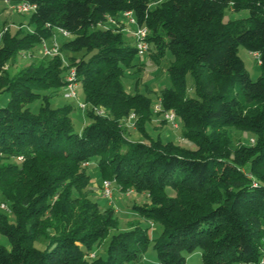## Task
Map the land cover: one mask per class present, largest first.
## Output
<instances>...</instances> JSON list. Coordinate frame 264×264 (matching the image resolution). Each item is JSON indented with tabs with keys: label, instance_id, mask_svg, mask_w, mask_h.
<instances>
[{
	"label": "trees",
	"instance_id": "1",
	"mask_svg": "<svg viewBox=\"0 0 264 264\" xmlns=\"http://www.w3.org/2000/svg\"><path fill=\"white\" fill-rule=\"evenodd\" d=\"M11 1L36 7L33 30L8 27L0 40V94L9 93L0 107V198L11 208L0 211V234L10 243H0V264H144L151 245L159 264H187L197 252L203 264H262L264 0ZM230 7L247 14L225 21ZM125 11L148 28L147 53L170 60L172 87L161 90L159 112L148 94L124 87L126 70L141 72L143 63H136L134 36L127 40L105 23L122 22ZM56 28L71 34L60 39L62 54L41 55V39ZM240 46L259 53L258 79L250 77ZM27 53L36 58L10 76L7 65ZM71 67L89 105L90 123L79 131L73 104L50 106V98L63 95ZM35 100L37 112L30 108ZM167 110L189 145L147 134L153 118L167 124ZM132 112L148 140L127 139L124 123ZM234 129L250 134L248 140L236 145ZM92 164L122 190L148 195V205L133 209L162 225L158 236L137 223L114 233L104 254L91 256L118 229L116 210L93 199ZM39 240L44 248L35 245Z\"/></svg>",
	"mask_w": 264,
	"mask_h": 264
},
{
	"label": "rangeland",
	"instance_id": "2",
	"mask_svg": "<svg viewBox=\"0 0 264 264\" xmlns=\"http://www.w3.org/2000/svg\"><path fill=\"white\" fill-rule=\"evenodd\" d=\"M14 1L11 0H0V32L4 29V27H10L12 31H15L16 27H19L20 24L25 26V28L34 29V26L30 24V17L32 11L25 13H17L10 8ZM246 11H238L236 12L233 7L227 8L225 10V21L237 19L240 17L246 16ZM123 18V17H122ZM121 18V19H122ZM115 22H110L108 19V23L105 25H114L120 30L125 32V38L130 40L133 29L132 25H129L126 21H119L113 18ZM17 23V24H16ZM239 56L243 59L246 69L253 80L258 79L262 75V67L258 58L254 55V53L248 51L243 46L239 47ZM36 58V57H35ZM33 58V59H35ZM32 59V60H33ZM28 57L20 56L18 60L7 65V71L10 76H14L22 66L29 64L32 61ZM136 63H143V69L141 72L137 70V67H131L126 70L123 83L124 87L130 93L141 92L148 94L152 98L153 108L160 103V92L163 89L172 87V82L169 79L167 74V69L170 64V60L168 57L163 59L160 62L155 61L148 53L143 56H138ZM137 81L139 84L137 85ZM191 81V79L189 80ZM79 99L84 101V92L82 88H79ZM9 100L8 91H4L0 94V107L7 105ZM73 104L74 109L72 111V119L75 125V129L77 131L81 130L85 125L90 123V119L83 115L80 109H76V104L74 100L67 101L61 94H56L52 98H50V106L54 109H63L67 104ZM41 106L40 100H35L30 104V108L32 111L37 112ZM160 119L153 118L152 123H148L145 126V130L150 138L158 139L161 138L164 141L172 140L178 142V139L182 137V131L180 127L178 129L171 126V124L167 123L165 125L161 124ZM161 124V125H160ZM125 135L129 141H138V140H148L143 133L136 128H128L125 126ZM128 128V129H127ZM235 144H242V141H247L250 134L242 133L234 129L233 132ZM184 145H189L186 141L182 142ZM89 173L92 175L90 186L94 190L93 199L99 203L101 208L103 209H112V207L116 210L117 217V227L118 229H112L110 231L109 236L101 243L97 245L95 251L91 254L94 256L95 254H104L111 236L114 233H117L120 230H127L131 226L136 225L137 223L143 227H151L149 233L151 237L158 236L162 231V225L160 223H154L151 226V221L141 218L133 209L135 205H148L150 203V199L146 193H137L136 191L122 190L116 183H113L114 196L110 201L105 198L102 194L101 187L104 179L102 178L98 167L95 164L89 166ZM0 203H6L0 198ZM0 211L11 214V208L9 210ZM12 217V215H10ZM0 243L5 245L6 247H10L9 240L6 236L0 234ZM35 245L38 248H44L45 242L42 240L36 241ZM145 264H159L157 259V253L151 245L149 249L146 251L144 256ZM188 264H203L202 256L196 253L194 257L188 260ZM264 264V263H263Z\"/></svg>",
	"mask_w": 264,
	"mask_h": 264
},
{
	"label": "built area",
	"instance_id": "3",
	"mask_svg": "<svg viewBox=\"0 0 264 264\" xmlns=\"http://www.w3.org/2000/svg\"><path fill=\"white\" fill-rule=\"evenodd\" d=\"M8 1V0H7ZM166 0H149L150 6L162 3ZM35 5L28 2V1H18V2H13L12 5H10V8L17 12V13H25L29 11H33L35 9ZM122 21H126L129 25L135 26V29L132 31V35L134 36L135 39V44L137 48L138 55L141 57L145 55L150 47V44L148 42V28L145 26H138L137 25V20L134 17L133 13L131 11H125L121 14ZM110 22H115L112 17L108 18ZM104 26V25H103ZM19 28V27H16ZM8 27H4V29L0 32V40L2 37V34L4 31H6ZM59 36L62 38H69L71 34L63 29V28H56V32L53 35L52 38L46 39L43 38L41 39L40 42V50L39 53L43 56H56V55H61V50H60V40ZM254 55L258 58V60L261 63L260 60V55L259 53L255 52ZM29 53L25 54L24 57H29ZM66 62V60H65ZM67 63V62H66ZM65 85L62 88V94L63 97L67 100H74L77 108L82 111L83 114L86 113L88 110V104L85 101H82L79 99V80L77 76V71L75 67H71L67 70L66 75H65ZM160 104H158L155 108V112L161 111ZM96 112L103 114L104 111L102 109H96ZM162 117L164 120L167 121V123L171 124L174 128L178 129L179 123L177 121V116L173 110H167L162 113ZM136 115L134 112H132L129 116L128 119H126L124 125L127 126L128 128H134L135 127V120H136ZM184 140L183 137H180L178 139L179 142H182ZM253 141V139H251ZM114 181L111 180H104L101 191L102 194L105 198L109 199L110 201L113 199L114 196V190L115 188L113 187ZM133 191V190H131ZM0 208L2 210H9V205L6 203H0ZM153 226V223H152ZM262 264L264 263V259L261 262Z\"/></svg>",
	"mask_w": 264,
	"mask_h": 264
},
{
	"label": "crops",
	"instance_id": "4",
	"mask_svg": "<svg viewBox=\"0 0 264 264\" xmlns=\"http://www.w3.org/2000/svg\"><path fill=\"white\" fill-rule=\"evenodd\" d=\"M17 24V23H16ZM21 25V24H20ZM19 25V26H20ZM61 39V36H59V40ZM84 115V114H83ZM85 116V115H84ZM156 119H160V118H158V117H156ZM199 255H201V253L200 252H197ZM194 255H196V253H194V254H192V255H190L189 257H188V260H190L192 257H194ZM188 260H187V264H188ZM145 264V263H144Z\"/></svg>",
	"mask_w": 264,
	"mask_h": 264
}]
</instances>
